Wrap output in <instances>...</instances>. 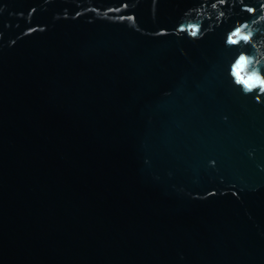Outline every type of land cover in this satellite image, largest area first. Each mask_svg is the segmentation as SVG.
<instances>
[{
    "label": "water",
    "instance_id": "obj_1",
    "mask_svg": "<svg viewBox=\"0 0 264 264\" xmlns=\"http://www.w3.org/2000/svg\"><path fill=\"white\" fill-rule=\"evenodd\" d=\"M257 46L264 0H0V264H264Z\"/></svg>",
    "mask_w": 264,
    "mask_h": 264
},
{
    "label": "clouds",
    "instance_id": "obj_2",
    "mask_svg": "<svg viewBox=\"0 0 264 264\" xmlns=\"http://www.w3.org/2000/svg\"><path fill=\"white\" fill-rule=\"evenodd\" d=\"M245 29H249L245 32ZM253 31L249 28V25L244 24L235 29L229 35L228 44H237L243 40L248 42L252 39ZM261 46H257L255 54L241 53L231 69V76L234 78V83L242 87L243 92H251L255 85L261 88L264 85V75L261 73V64L264 62V52L260 51ZM259 56V59H257ZM255 87V88H256ZM264 90V88H261Z\"/></svg>",
    "mask_w": 264,
    "mask_h": 264
},
{
    "label": "snow or ice",
    "instance_id": "obj_3",
    "mask_svg": "<svg viewBox=\"0 0 264 264\" xmlns=\"http://www.w3.org/2000/svg\"><path fill=\"white\" fill-rule=\"evenodd\" d=\"M192 35H196V32H195V30H193V32H192ZM253 87L255 88L256 86H255V85H253ZM261 88H264V85H262V86H261Z\"/></svg>",
    "mask_w": 264,
    "mask_h": 264
}]
</instances>
